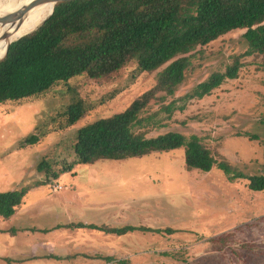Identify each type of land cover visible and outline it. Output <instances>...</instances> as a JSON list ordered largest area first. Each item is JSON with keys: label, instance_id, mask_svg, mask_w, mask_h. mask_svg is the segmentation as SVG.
Here are the masks:
<instances>
[{"label": "rangeland", "instance_id": "374dc122", "mask_svg": "<svg viewBox=\"0 0 264 264\" xmlns=\"http://www.w3.org/2000/svg\"><path fill=\"white\" fill-rule=\"evenodd\" d=\"M243 32L197 48L202 55L193 58L170 98V117L159 112L153 121L160 127L145 130L147 137L168 131L196 136L241 174L262 175L264 71L260 56L244 55ZM234 58L241 63L236 79L201 99H180ZM154 76L131 62L108 80L81 76L0 105V193L25 190L16 207L20 219L0 217V264H264V192L249 191L246 180H228L215 167L208 173L185 170L184 147L75 163L76 130L123 111L153 85ZM76 101L86 116L66 126V109ZM157 110L152 106L146 116ZM30 135L37 142L21 147ZM43 163L49 168L39 171ZM66 166L71 170L60 173ZM52 172L59 173L55 180ZM55 185L61 187L57 192ZM78 223L135 230L117 236L73 227Z\"/></svg>", "mask_w": 264, "mask_h": 264}, {"label": "trees", "instance_id": "16d2710c", "mask_svg": "<svg viewBox=\"0 0 264 264\" xmlns=\"http://www.w3.org/2000/svg\"><path fill=\"white\" fill-rule=\"evenodd\" d=\"M235 30H245L244 55L260 56L264 71V0L58 2L36 30L11 42L0 60V105L39 96L81 76L96 82L108 80L132 62L140 73H155L153 85L123 111L76 130L72 146L76 164L142 158L184 147L185 170L208 173L215 167L228 180H246L249 191L264 192V174H241L214 157L196 136L186 139L170 131L146 136L148 127H160L159 121H153L159 112L170 117L174 103L170 98L183 82L184 72L193 58L202 55L197 48ZM240 67L241 63L234 58L224 72L211 74L180 99L209 95L224 80L236 79ZM152 106L158 110L146 116ZM65 115L66 126H71L86 116V109L81 101H76L67 107ZM36 142L37 137L30 135L21 147ZM43 166L49 168L43 163L38 170L44 169ZM70 170L71 166H66L60 173ZM58 175L52 172L50 176L55 180ZM24 194V189L0 193V217L13 216ZM73 227L117 236L135 230L132 226L106 228L83 223ZM139 230L159 232L144 227Z\"/></svg>", "mask_w": 264, "mask_h": 264}, {"label": "bare ground", "instance_id": "6f19581e", "mask_svg": "<svg viewBox=\"0 0 264 264\" xmlns=\"http://www.w3.org/2000/svg\"><path fill=\"white\" fill-rule=\"evenodd\" d=\"M34 1L0 0V58L10 42L34 30L51 12L52 1L32 4Z\"/></svg>", "mask_w": 264, "mask_h": 264}, {"label": "water", "instance_id": "95a60500", "mask_svg": "<svg viewBox=\"0 0 264 264\" xmlns=\"http://www.w3.org/2000/svg\"><path fill=\"white\" fill-rule=\"evenodd\" d=\"M41 1H44V0H35L32 4H36V3H39V2H41ZM50 1H52L53 2V6H52V9H51V12L49 13V15L46 17V18H44L42 21H41V23L39 24V25H37L36 27H35V29L34 30H36L51 14H52V12H53V7H54V5L56 4V3H58V2H64V1H72V0H50ZM4 18L5 17H3V18H1V21H3L4 20ZM34 30H32L31 32H33ZM31 32H29V33H31ZM29 33H26V34H24V35H22V36H25V35H27V34H29ZM22 36H20V37H22ZM19 37V38H20ZM17 40V39H16ZM15 41V40H14ZM13 42V41H12ZM11 44V42L6 46V48H5V52H4V55L0 58V60H2L3 59V57L5 56V54H6V52H7V50H8V47H9V45Z\"/></svg>", "mask_w": 264, "mask_h": 264}, {"label": "crops", "instance_id": "0c3cea01", "mask_svg": "<svg viewBox=\"0 0 264 264\" xmlns=\"http://www.w3.org/2000/svg\"><path fill=\"white\" fill-rule=\"evenodd\" d=\"M16 213H17V209L15 210V213L13 214V216H11L10 218L6 219V221L10 220L9 222H11V223L17 222L18 219H20V217H18V215ZM9 222H7V223H9ZM8 227H10V226L8 225L7 228ZM10 231H12V229ZM45 244H49V243H45ZM32 256L34 257L35 255H32ZM33 257L31 258V260H33ZM28 260H29L28 258L23 259V260L18 259V258L14 259V261H18V262H21V263L29 262Z\"/></svg>", "mask_w": 264, "mask_h": 264}, {"label": "built area", "instance_id": "2783aa9c", "mask_svg": "<svg viewBox=\"0 0 264 264\" xmlns=\"http://www.w3.org/2000/svg\"><path fill=\"white\" fill-rule=\"evenodd\" d=\"M57 189H61V187H59V185H55V186H53V191H54V192H57Z\"/></svg>", "mask_w": 264, "mask_h": 264}]
</instances>
